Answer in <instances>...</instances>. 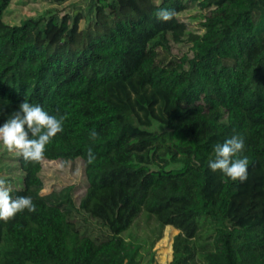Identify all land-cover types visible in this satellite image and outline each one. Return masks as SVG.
Returning <instances> with one entry per match:
<instances>
[{
  "label": "trees",
  "instance_id": "obj_1",
  "mask_svg": "<svg viewBox=\"0 0 264 264\" xmlns=\"http://www.w3.org/2000/svg\"><path fill=\"white\" fill-rule=\"evenodd\" d=\"M13 1L0 0V126L24 100L66 115L43 160L81 159L86 183L78 206L68 189L44 195L43 160L19 155L11 195L36 211L0 220V264H138L121 235L140 213L179 231L169 264H264V0H86L73 18L11 25ZM67 1L83 0H46ZM187 2L206 11L203 34L191 58L166 61ZM237 134L244 182L208 168Z\"/></svg>",
  "mask_w": 264,
  "mask_h": 264
},
{
  "label": "rangeland",
  "instance_id": "obj_2",
  "mask_svg": "<svg viewBox=\"0 0 264 264\" xmlns=\"http://www.w3.org/2000/svg\"><path fill=\"white\" fill-rule=\"evenodd\" d=\"M86 0L67 1L61 5H50L46 0H14L5 10L4 20L11 25H19L29 19H47L50 16L63 18L65 15L71 18L83 7L86 11ZM206 11L201 10L195 4L186 3V8L177 15L178 20L187 27V35L181 43L170 44L166 51H161L160 56L166 61H178L181 58L189 59L193 54L192 39L194 36L203 34L201 23ZM87 19L79 23L81 30H86ZM176 142L180 139L176 138ZM19 154L8 152L0 144V177L5 178L11 188L19 187L21 184V172L18 165ZM40 178L43 181L42 194L50 192L69 191L74 204L78 206L85 192V177L81 159L70 161H42ZM86 224H94L86 220ZM179 233L170 226L160 229L153 219L146 214L140 213L130 226L121 235L122 239L130 242L140 254L138 264H169L172 259L174 237Z\"/></svg>",
  "mask_w": 264,
  "mask_h": 264
},
{
  "label": "clouds",
  "instance_id": "obj_3",
  "mask_svg": "<svg viewBox=\"0 0 264 264\" xmlns=\"http://www.w3.org/2000/svg\"><path fill=\"white\" fill-rule=\"evenodd\" d=\"M155 16L158 20L169 21L175 17V11L160 8ZM66 115H54L41 105L24 100L17 111L0 126V144L8 152H15L24 160L40 162L45 158L46 146L57 134L63 131ZM89 138L96 141L99 133L92 129ZM245 142L242 136L233 135L213 148L214 156L208 161V168L220 171L232 181L244 182L248 177L249 159L243 155ZM96 154L92 148L87 151V163L92 164ZM12 188L5 178L0 177V220L10 221L25 210L35 212L36 205L30 196L11 195Z\"/></svg>",
  "mask_w": 264,
  "mask_h": 264
}]
</instances>
